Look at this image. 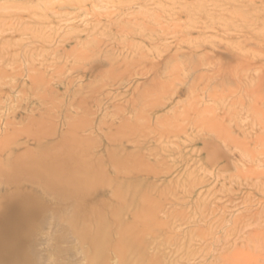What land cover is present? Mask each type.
<instances>
[{
  "label": "rangeland",
  "instance_id": "obj_1",
  "mask_svg": "<svg viewBox=\"0 0 264 264\" xmlns=\"http://www.w3.org/2000/svg\"><path fill=\"white\" fill-rule=\"evenodd\" d=\"M15 191L0 264H264V0H0Z\"/></svg>",
  "mask_w": 264,
  "mask_h": 264
},
{
  "label": "bare ground",
  "instance_id": "obj_2",
  "mask_svg": "<svg viewBox=\"0 0 264 264\" xmlns=\"http://www.w3.org/2000/svg\"><path fill=\"white\" fill-rule=\"evenodd\" d=\"M53 166L55 164L51 166V169L54 168ZM54 179L58 181L57 178ZM63 181L62 185L66 188L69 187L75 192L78 190L79 187L76 186L78 185L77 180L64 176ZM36 212L37 202L30 193L25 191H15L2 201V204H0V225L4 227L0 228L2 231L15 232L17 239L9 244L0 243V253L16 252L21 246V240L26 235L27 224L35 216Z\"/></svg>",
  "mask_w": 264,
  "mask_h": 264
}]
</instances>
